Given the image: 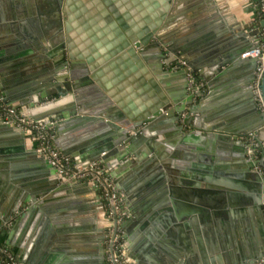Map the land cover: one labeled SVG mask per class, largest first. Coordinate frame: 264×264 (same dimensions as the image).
<instances>
[{"label": "water", "instance_id": "1", "mask_svg": "<svg viewBox=\"0 0 264 264\" xmlns=\"http://www.w3.org/2000/svg\"><path fill=\"white\" fill-rule=\"evenodd\" d=\"M37 1L4 0L0 63L27 64L36 54L51 70L43 76L23 74L12 92L0 82L1 94L36 121L58 118L54 141L63 154L83 164L100 158L110 170L131 213L122 222L128 258L159 264L149 255L161 252L158 259L170 264H250L264 257V110L254 90L259 56L244 55L256 47L246 37L263 27L241 32L244 43L230 53H199V47L189 49L166 34L173 16L159 7L146 25L127 28L123 39L124 55L148 81L147 92L141 98L126 96V104L91 72L93 64L66 57L63 7L73 0H46L50 8L38 20ZM162 1L170 9L172 0ZM246 61L253 98L249 116L226 125L227 116L207 108V96L220 77ZM191 70L211 92L192 90ZM260 90L264 101V53ZM87 97H93L92 104ZM223 149L232 158L222 155ZM81 184L94 187L63 181L57 167L28 145L25 130L0 117V219L9 221L17 213L10 234L26 227L33 239L29 264H109L107 231L97 221L104 203L89 208L76 194ZM136 225L141 234L138 227L131 231ZM208 226L210 234L204 236Z\"/></svg>", "mask_w": 264, "mask_h": 264}, {"label": "crops", "instance_id": "2", "mask_svg": "<svg viewBox=\"0 0 264 264\" xmlns=\"http://www.w3.org/2000/svg\"><path fill=\"white\" fill-rule=\"evenodd\" d=\"M38 2L39 0L33 3V10L37 12L35 14L37 20L41 17L40 12L45 13L50 8V3L46 0L43 2L44 5H39ZM167 3L170 9L164 7L162 0H73L70 4L64 3L63 20L67 35L66 57L69 58L72 54L75 61H86L88 65L93 64L91 72L97 75L107 91L128 104L126 96L130 99H135V95L141 98L147 92L145 82L148 81L144 73L138 71V66L133 67L129 61L130 55H124L126 48L123 39L128 36L127 28H134V25L141 27L142 23L146 25L148 23L146 17L151 15L153 18L152 12L159 14V7L163 8L166 15L173 16L166 27V34L181 40L188 45L189 49L199 47V53L205 50L214 55L216 49L230 53L235 47L244 43L241 32L254 31L263 27L262 17L254 0H177L176 2L172 0ZM3 4L4 0H0V10L4 9ZM67 22L69 29H67ZM254 38V36H248L246 41L250 39L255 42ZM199 53L197 55H200ZM10 63L12 61L7 65L0 63V82L10 92L21 84L19 79L23 77V74L43 76L51 70V66L36 54L28 58L27 64H24V61ZM249 66L250 63L246 61L227 71L218 79L214 93L207 96V108L212 114L221 113L222 116H227L228 119L224 117L222 120L226 125L233 124L236 119L238 123L242 122L249 116L250 101L253 103L251 89L245 81ZM225 67L223 66L222 69ZM202 82L205 84L203 80ZM0 91L2 92L1 88ZM206 92L208 94L211 90L206 89ZM86 99L92 104L93 97ZM56 132L55 126V135ZM60 137L64 138L66 134L61 133ZM27 143L35 146V142L28 138ZM226 154L232 158L229 149L222 153V155ZM76 194L82 202L84 200L87 203L89 208H97L103 204V198L92 185L87 187L79 185ZM78 209L79 215L83 217V206ZM97 212L98 225L104 227L102 219L104 207L98 209ZM15 218L16 216L12 215L10 223L7 224L0 219V244L10 246L20 264H29L33 256V248L30 244L33 239L30 237V240L23 224L10 234ZM137 227L141 234L142 229L137 225L132 226L131 231ZM211 227H213L212 224ZM211 227L208 226L207 231L202 230L204 236L206 233L210 234ZM253 230L255 231L254 225ZM140 237L141 235L138 238ZM139 240L137 239L138 246L140 245ZM146 253H149V250H146ZM160 256H162L161 252L159 254L153 252L149 258L159 260V264L161 262L170 264L168 261H160L158 259L161 258Z\"/></svg>", "mask_w": 264, "mask_h": 264}, {"label": "built area", "instance_id": "3", "mask_svg": "<svg viewBox=\"0 0 264 264\" xmlns=\"http://www.w3.org/2000/svg\"><path fill=\"white\" fill-rule=\"evenodd\" d=\"M255 5L260 6L261 17L264 18V0H258ZM254 37L253 40L256 47L245 51L244 55L259 56L254 90L258 106L264 110V101L260 90L263 71L264 26L262 31L259 34H255ZM194 76V71H191L189 77L192 88L195 85ZM161 111L166 112L167 109L161 108ZM0 117L25 130L27 138L35 142L37 149L57 167L58 174L63 181H87L94 185L103 198L104 203L102 219L107 231L105 244L109 264H134V261L128 258L129 247L122 227V222L128 215L127 208L124 205L123 191L116 186L110 170L104 166L100 158L83 164L63 154L54 141V127L58 118L50 117L36 121L30 116L24 115L22 110L16 105L5 102L1 91ZM10 221L11 219L3 222L7 224ZM0 262L1 264H20L12 248L3 244H0ZM250 264H264V257Z\"/></svg>", "mask_w": 264, "mask_h": 264}, {"label": "flooded vegetation", "instance_id": "4", "mask_svg": "<svg viewBox=\"0 0 264 264\" xmlns=\"http://www.w3.org/2000/svg\"><path fill=\"white\" fill-rule=\"evenodd\" d=\"M192 71V70H191ZM190 71V72H191ZM194 74H195V76H194V82H195V85L193 86V88H192V90L194 91V90H196V89H198V90H206V86H205V84L202 82V80H195V78L197 77V72H194ZM196 99H197V97H195ZM255 145V144H254ZM254 149H255V153L253 154L254 156H255V158H257L258 156H259V148L255 145V147H254ZM251 155V154H250ZM252 156V155H251ZM127 208V207H126ZM127 211H128V215H127V217L125 218V219H127L128 217H130L131 216V213H130V211H129V209L127 208ZM15 215V214H14ZM15 216H17V213H16V215Z\"/></svg>", "mask_w": 264, "mask_h": 264}, {"label": "trees", "instance_id": "5", "mask_svg": "<svg viewBox=\"0 0 264 264\" xmlns=\"http://www.w3.org/2000/svg\"><path fill=\"white\" fill-rule=\"evenodd\" d=\"M254 2L257 3L258 0H254ZM256 7H257L258 12H259V14H260V16H261L262 12H261V8H260V6H259V5H256Z\"/></svg>", "mask_w": 264, "mask_h": 264}]
</instances>
